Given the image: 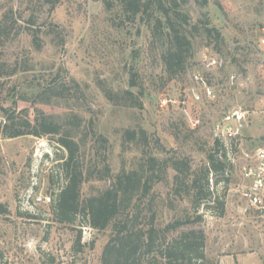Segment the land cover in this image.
I'll return each mask as SVG.
<instances>
[{
    "label": "rangeland",
    "instance_id": "obj_1",
    "mask_svg": "<svg viewBox=\"0 0 264 264\" xmlns=\"http://www.w3.org/2000/svg\"><path fill=\"white\" fill-rule=\"evenodd\" d=\"M162 2L169 7L170 0ZM175 2L187 16L191 43L178 69L164 66L169 39L151 20L154 9L143 15L140 7L134 15L120 0H59L53 7L46 0H0V123L4 109L32 124L66 126L93 174L83 196L107 185L99 180L105 165L116 173L137 162L138 151L121 147L124 129L142 127L158 158L175 157L196 170L215 139L226 146L225 125L237 128L226 154L229 182L213 188L224 212L201 207L192 228L204 233L211 263L264 264V208L241 195L242 168L264 147V0ZM204 56L216 64L206 68ZM199 74L203 82L195 79ZM58 138L0 137V264H100L108 230L80 219L62 225L50 205H23L27 191L52 198L64 184L59 165L67 151ZM172 176L169 170L153 188L159 225L174 215L170 205L188 207L174 193Z\"/></svg>",
    "mask_w": 264,
    "mask_h": 264
},
{
    "label": "trees",
    "instance_id": "obj_2",
    "mask_svg": "<svg viewBox=\"0 0 264 264\" xmlns=\"http://www.w3.org/2000/svg\"><path fill=\"white\" fill-rule=\"evenodd\" d=\"M58 1L46 0L51 7ZM120 1L124 11L134 15L140 12V7L143 15L154 9L150 13L154 16H150L151 20L156 29L160 27L165 31L166 41L169 39L168 59H164V66L180 68L190 52L191 43L185 29L189 26L187 16L177 12L175 0H170L169 7H165L162 0ZM143 15L141 21L144 22ZM206 30L210 33L209 29ZM51 33L53 31L48 34ZM126 94L132 97V93ZM134 104L140 106L139 103ZM2 113L5 123H0V137L59 135L57 143L67 151V156L59 165L64 184L52 196L50 204L53 218L66 226H72L80 219V224L98 232L108 230L110 235L103 247L100 264H213L205 254L204 233L192 227L202 219L203 214H199L201 207L214 215L224 212V201L215 196L213 188L219 184L225 187L229 182L224 174L229 163L227 150H232L233 142L227 148L215 139L205 165L191 170L188 162L177 163L175 157L160 159L153 154L150 138L142 127L124 129L120 135L121 147L138 151L137 162L133 167L121 168L116 173L105 165L98 173L99 180L107 185L83 196V185L93 174L84 167L78 144L71 138L70 130L63 125L53 126L43 119L32 124L8 110L3 109ZM97 142L104 149L106 142L103 139ZM169 170L173 172L174 193L179 201H187L188 207L179 210L170 205L174 215L159 225L155 223L158 204L153 188L166 180ZM165 205L166 202L161 201L160 206ZM4 212L0 205V214ZM146 214H150L149 219L145 218ZM145 220H148L146 224Z\"/></svg>",
    "mask_w": 264,
    "mask_h": 264
},
{
    "label": "built area",
    "instance_id": "obj_3",
    "mask_svg": "<svg viewBox=\"0 0 264 264\" xmlns=\"http://www.w3.org/2000/svg\"><path fill=\"white\" fill-rule=\"evenodd\" d=\"M203 64H206V68L216 64L215 60H208L205 56L203 58ZM195 79L203 82L201 74L195 76ZM235 80V76L230 77L231 83ZM204 93L208 97L213 96V90L211 87L204 85ZM239 131L237 128L231 125H225L221 131V137L225 142L227 148L229 143L234 142L237 138ZM241 177L244 185L241 187L242 197L248 202L250 206L257 209L264 208V147H257L254 151L253 157L250 163L242 168ZM52 202V198L49 195L42 193H36L32 190L27 191L24 199V206L32 208L33 206H49Z\"/></svg>",
    "mask_w": 264,
    "mask_h": 264
}]
</instances>
